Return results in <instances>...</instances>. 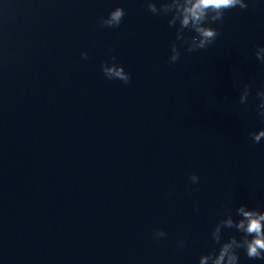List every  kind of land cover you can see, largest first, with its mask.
Segmentation results:
<instances>
[{
	"label": "clouds",
	"instance_id": "9594fccd",
	"mask_svg": "<svg viewBox=\"0 0 264 264\" xmlns=\"http://www.w3.org/2000/svg\"><path fill=\"white\" fill-rule=\"evenodd\" d=\"M147 10L153 15L170 16L168 19L169 27H176V42L171 44V55L168 62L175 63L180 59V47L186 45L188 52L206 49L213 45L219 36L217 28L213 24L222 23L226 11L239 8L246 10L248 3L246 0H145ZM159 5V6H158ZM126 11L122 7H116L105 16H101L97 23L101 27L117 28L123 21ZM185 30L195 33L187 36ZM110 51H112L110 49ZM81 57L88 59L87 52H81ZM255 57L261 63H264V46H257ZM101 71L107 80H120L128 84L131 80L130 73L126 72L124 67L116 61L115 55L111 57V63L103 62ZM239 87V103L246 105L248 97L251 94V86L244 83ZM256 96L259 98L257 105L258 115L264 122V88L257 90ZM253 143H260L264 138V128L249 133ZM189 181L192 184L199 183V176L191 174ZM235 215L240 217L233 219L231 210H226L224 218H221L212 228L210 236L215 244H219V250L213 248L205 255H201L198 264H239V255L237 250L243 249L245 255L250 260L264 261V211L250 209L246 204H240L235 209ZM235 229L241 233L239 239L231 236L227 241L222 240V229ZM167 236L163 229H156L153 232V239L160 240ZM185 241L180 240L177 243L178 249H182Z\"/></svg>",
	"mask_w": 264,
	"mask_h": 264
}]
</instances>
